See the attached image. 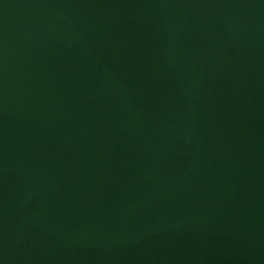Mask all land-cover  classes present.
I'll list each match as a JSON object with an SVG mask.
<instances>
[{"label":"water","instance_id":"obj_1","mask_svg":"<svg viewBox=\"0 0 264 264\" xmlns=\"http://www.w3.org/2000/svg\"><path fill=\"white\" fill-rule=\"evenodd\" d=\"M0 264H264V0H0Z\"/></svg>","mask_w":264,"mask_h":264}]
</instances>
